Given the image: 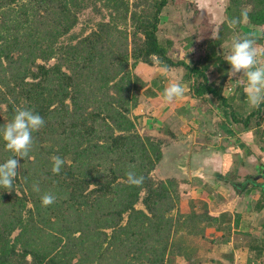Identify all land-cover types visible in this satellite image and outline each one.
<instances>
[{
	"label": "trees",
	"instance_id": "trees-1",
	"mask_svg": "<svg viewBox=\"0 0 264 264\" xmlns=\"http://www.w3.org/2000/svg\"><path fill=\"white\" fill-rule=\"evenodd\" d=\"M90 1L99 0H0V126L24 107L45 121L22 157L0 136V163L13 155L19 161L12 188L0 186V264H176L178 256L198 264V246L187 241L213 245L209 227L218 218L194 206L181 213L179 182L152 177L166 144L137 131L132 112L147 86L141 72L183 66L192 98L231 108L227 90L241 76L229 73L223 43L247 24L262 34L239 37L254 40L257 58L264 56V0H228L205 58L194 65L172 56L173 40L159 39L162 13L178 0H101L109 20L63 42ZM211 66L218 82L207 75ZM263 108L243 119L231 110L233 120L250 130ZM250 152L262 161L264 149ZM56 155L65 161L59 173L52 171ZM129 170L143 183L130 184ZM45 193L55 195L52 204L42 203Z\"/></svg>",
	"mask_w": 264,
	"mask_h": 264
},
{
	"label": "rangeland",
	"instance_id": "rangeland-1",
	"mask_svg": "<svg viewBox=\"0 0 264 264\" xmlns=\"http://www.w3.org/2000/svg\"><path fill=\"white\" fill-rule=\"evenodd\" d=\"M103 1H96V4L93 3V1H90L83 8H81L78 12V22L76 26L68 36L62 38V41H70L71 35H76L78 37L86 35L92 30L96 29L99 22L109 20V9L106 8ZM130 1L133 2L134 0ZM227 3L228 0H178L177 3L173 2L169 4V6L163 11L161 16L159 39L162 41H165L167 39L173 40L174 45L171 50V54L173 53L172 56L176 60L186 61L190 65L199 63L200 61H202V59L205 58L208 51V40L211 39V37L217 35L218 27L224 21V11ZM212 25L213 27H211ZM241 31H245L258 36L262 34L261 29H251V27L247 26V24H244L243 27L240 28V30H235L231 34H228L226 36L223 47H225L228 52H230L233 40L240 36ZM257 59L259 63L264 64V56ZM140 67L142 68L143 66L141 65ZM186 71L187 70L183 66L176 67L172 72L175 74L173 81L184 82V74H186ZM207 75L210 81H219V73L214 67L211 66L208 69ZM239 76H241V78L236 80V82L231 85V88L227 90V95L231 99V108H227L226 110H223V108L220 109L218 107L219 104L217 103V101L213 98L208 97L209 101L203 103L202 105H213L214 108L211 111H209L208 109L205 113H203V110L200 107L199 109H197V111H194L195 114L191 112L192 115L199 117L197 118V120H200L201 116L207 115L206 118L212 121V125L210 124V131H208L207 135L204 131L201 132V128H197L194 123L193 125L191 124L192 130L190 129L187 132L185 131L184 133L181 132L182 134L179 140H184L183 142H181L175 137H172V135L167 132V126L146 125L145 123L147 122V120H152V117H155V121H157L158 119L163 121L170 116L174 118L177 117V112H173L174 109H172L176 105H166L165 100L162 101V99L157 102L158 105L154 104V106H156V109L153 114H149L146 111V107H144L142 110L141 106H137L132 112V116L136 121V128L138 133H140L144 137L161 139L165 142V144L167 142V144L163 146V148H165V153L167 154V159H165L163 156V159L158 163L151 175L157 181H167L168 179L174 178L179 182L178 189L180 193V201L178 207L181 213H184L185 211L187 212L189 207L191 208L194 206L195 210L200 211L206 206L204 207V204L202 203L204 202L202 198V192H197L196 189L190 190V185L188 184V182L193 181L194 179H190L189 176L188 178L187 175H182L180 170L178 169V160L176 158L178 150H190L191 153L195 150L204 151V149H207V146L205 145L208 143H212L213 141L218 144H222V142L231 143L230 139H234L235 142L241 144L242 138L240 135L242 133H245V131H247L248 129H246L242 124L236 123L233 120L231 110L234 111L233 114L235 115V117L243 119L249 116L250 113L253 110H256L258 107H253L249 104L247 94L244 91L246 76L243 73H239ZM155 81H158L157 78H155ZM160 93L163 94V88L161 89ZM185 93H187V90H185ZM196 101L197 104L195 103L194 105L200 106V101ZM153 110L154 109H152V111ZM144 113L147 117V119H145V123L142 120V115ZM215 116L218 117L217 123H213ZM258 120L260 124L257 125L256 119L252 118L249 128L254 134V137L257 140L260 148L264 149V139L262 133L264 129V108L259 114ZM216 125H220V127H216ZM206 129H208V127H206ZM207 141L209 142L207 143ZM241 145L245 147L243 142ZM246 149L249 150L248 147ZM174 175H177V177ZM192 184L196 185L198 188L200 186L203 187L204 185V183L201 184L195 182H193ZM196 192L200 196H196ZM137 208H143L141 202L138 203ZM192 241H195L198 246V257L201 259V262L198 264H212L210 260L212 254L210 248L214 249L219 245L218 238H216V244L214 243L213 245L210 242H207V240H201L200 238L194 237H189L187 243H190ZM173 261H175L176 264H188L182 256H178L175 258L173 257Z\"/></svg>",
	"mask_w": 264,
	"mask_h": 264
},
{
	"label": "crops",
	"instance_id": "crops-1",
	"mask_svg": "<svg viewBox=\"0 0 264 264\" xmlns=\"http://www.w3.org/2000/svg\"><path fill=\"white\" fill-rule=\"evenodd\" d=\"M172 72H162L155 68L141 72L142 79L147 83L145 90L140 94L138 104L142 110L146 107V111L153 114L156 109L154 104L158 105L157 102L161 99L164 101L160 91L163 88L164 92L168 83L173 81L175 74ZM182 83L187 93L174 98L171 102L165 101L166 105H176L172 109L173 112H177V117L170 116L163 121L160 119L155 121V117H152V120H147L145 123L147 117L144 113L142 120L146 125L167 126V132L177 140L181 137V132L192 130L191 124L194 123L207 135L212 121L206 118L207 115L197 120L199 117L192 115L191 112L195 114L194 111L201 107L205 113L208 109L211 111L214 106L202 105L206 102L192 98L188 94L186 83ZM196 100L200 101V106L194 105ZM217 118L215 116L213 123L218 122ZM218 126L220 127L216 125ZM248 133H252L251 130L240 133L245 147L241 145L242 142L237 143L234 139H230L231 143L222 142V144L207 141L208 144L205 145L207 149L204 151L195 150L191 153L190 150H178L176 157L178 160L176 165L181 174L194 179L193 181L189 179L190 190L196 189L197 192H202L203 206H206L210 215L218 218L214 223L216 227H209L210 231L214 232L213 238L220 240L219 245L211 250L212 264H264V156L260 161L251 154V149L259 148L262 151L263 149L260 148L255 137ZM247 147L249 150L246 149ZM162 150L164 158L167 159L165 148ZM193 182L204 185L198 188L192 184ZM196 196L200 195L197 193Z\"/></svg>",
	"mask_w": 264,
	"mask_h": 264
},
{
	"label": "clouds",
	"instance_id": "clouds-1",
	"mask_svg": "<svg viewBox=\"0 0 264 264\" xmlns=\"http://www.w3.org/2000/svg\"><path fill=\"white\" fill-rule=\"evenodd\" d=\"M246 11L242 13V19L247 20ZM239 20L234 18L230 21L232 24L238 23ZM227 62L231 65L230 74L243 73L246 76L244 91L247 94L248 102L255 107L264 103V64H260L257 59V48L255 41L247 37H237L233 40L229 54L226 57ZM168 66L161 65V71L166 72ZM185 87L180 81H170L164 89L163 99L168 102L174 98L184 95ZM45 121L43 116L32 108H19L14 114L12 120L6 125L0 126V136L6 142L5 147L19 156L28 154L29 146L33 140V132L41 128ZM17 155L11 156L4 163H0V186L12 188L14 177L17 175L19 161ZM52 171L59 173L65 161L64 158L56 155L53 157ZM128 182L132 185L143 183L144 177L137 175L134 170L127 173ZM38 190V186H37ZM56 197L52 193H45L42 196L44 205L52 204Z\"/></svg>",
	"mask_w": 264,
	"mask_h": 264
}]
</instances>
